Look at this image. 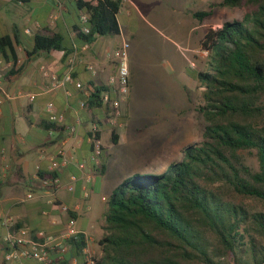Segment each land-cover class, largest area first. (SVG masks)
Returning a JSON list of instances; mask_svg holds the SVG:
<instances>
[{"label":"trees","instance_id":"1","mask_svg":"<svg viewBox=\"0 0 264 264\" xmlns=\"http://www.w3.org/2000/svg\"><path fill=\"white\" fill-rule=\"evenodd\" d=\"M75 2L90 26L85 33L83 24L77 25L78 38L90 42L120 33L123 0ZM220 5L244 7L245 13L204 37L208 59L196 74L204 87L197 108L204 118L202 139L186 145L183 158L166 171L136 172L114 189L105 212L102 255L94 264H264V0H222ZM210 14L201 10L194 16L203 20ZM20 42L15 26L14 38L0 36V56L16 64L15 43ZM52 49H66L63 34H36L27 53ZM105 90L99 86L85 96L84 109L107 112ZM45 127L59 129L51 121ZM111 129L117 144L119 134ZM248 154L256 156L257 168L248 163ZM70 244L72 256L81 259L85 240Z\"/></svg>","mask_w":264,"mask_h":264},{"label":"crops","instance_id":"2","mask_svg":"<svg viewBox=\"0 0 264 264\" xmlns=\"http://www.w3.org/2000/svg\"><path fill=\"white\" fill-rule=\"evenodd\" d=\"M75 1L0 0V36L9 34L14 38V27L17 26L21 40L15 43L18 53L16 64L0 56V264H22L18 260H6L8 246L3 242L7 231L3 221L6 215H10L20 227L30 231L43 229L55 235L63 233L69 217H74L77 227L85 236L83 253H93L95 256L102 253L100 240L105 235L108 198L116 188L103 179L108 173L109 156L112 154L105 136L106 132H110L111 123L106 110L97 109L92 114L81 107V99L85 95L76 82L81 81L93 87L107 85L109 76L118 67L116 50L123 42H130V38L140 33L145 25H149L152 14L149 9L153 8L147 4L152 6L156 0H123L118 13L120 33L96 36L90 42L78 38L75 27L82 26V12L76 7ZM197 1L182 0L183 9L180 16L176 17L182 26L181 30H184L183 43L190 50H195L191 45H196L197 34H202L204 29L193 26L191 20L184 19L183 15L189 12L195 17L194 13L201 11L193 10L192 5ZM167 2L176 5L178 0ZM53 32L65 36L66 49H52L28 56L27 49L34 47L36 34ZM72 58L73 64L70 62ZM184 58L187 62L186 56ZM184 66L179 67L177 74L179 93L182 84L192 89L198 83V68L190 65V73H187ZM130 67L131 84L135 87L137 69L133 63ZM11 71L13 74H10ZM69 71L74 80L63 81L58 87L52 88V74L63 80ZM2 89H6L13 97H5ZM50 102L54 103L55 113L63 116V121L57 122L59 129L45 127L46 121H50ZM151 104L150 101L144 107ZM133 109L129 100L128 126L124 128L118 125L116 128L118 145L139 120V114L136 116ZM93 121L99 122L100 134L105 143L99 166L92 159L91 152L90 128ZM70 125H75V133L69 130ZM63 146L79 161L86 163V173L76 163L61 167L58 169L61 186L53 190L44 185L42 175L49 171L57 150ZM87 175H92L93 179H87ZM62 203L70 207V213L60 209ZM72 253L70 247L66 255L68 259L55 264H68L75 258L78 264H86L85 254L79 259ZM25 262L35 264L32 259Z\"/></svg>","mask_w":264,"mask_h":264},{"label":"rangeland","instance_id":"3","mask_svg":"<svg viewBox=\"0 0 264 264\" xmlns=\"http://www.w3.org/2000/svg\"><path fill=\"white\" fill-rule=\"evenodd\" d=\"M181 1L178 0L176 5H169L167 0H156L152 6L147 4L153 8L149 9L152 13L149 25L130 38L128 59L130 65H135L137 73L135 87L133 85L128 101L122 105L120 122L127 128L129 100L135 115L140 117L119 145L110 140L111 128L117 126L110 124V132L105 133L112 154L109 156L108 173L103 179H107L111 186L117 187L136 172L166 171L172 162L183 158L186 145L202 139L204 118L197 108L204 87H200L199 81L192 89L182 84L179 93L178 69L185 65V71L190 73V65L194 63L192 66L198 71L203 70L208 59V51L203 52L206 50L203 47L206 33L227 20L241 19L245 8L222 6V0H198L192 5L193 10H210L211 14L199 20L189 12L184 13V19H190L193 26L204 29L202 34H197L196 45H191L195 50H190L183 43L184 30L176 19L183 9ZM150 101L152 104L145 108L144 105L148 106ZM247 161L258 167L255 155L248 154ZM101 255L97 253L96 257Z\"/></svg>","mask_w":264,"mask_h":264},{"label":"built area","instance_id":"4","mask_svg":"<svg viewBox=\"0 0 264 264\" xmlns=\"http://www.w3.org/2000/svg\"><path fill=\"white\" fill-rule=\"evenodd\" d=\"M89 16L85 13L81 14V21L83 24L82 31L85 33L90 32V26L88 24ZM130 47V42L125 41L115 52L118 58V67L116 72L109 76L107 82V90L103 91L102 98L103 103L108 105L107 119L111 125L122 126L123 123L120 122L123 116L122 105L128 101L132 84H131V70L128 59V48ZM71 64L74 63V58L70 60ZM192 65H195L192 63ZM90 69L95 71L93 66ZM45 72H47L45 70ZM53 82L52 88L58 87L61 82L71 80L73 81V75L69 71L65 74L63 80H59L58 76L52 74ZM76 85L80 88L85 96H89L95 91L96 87L87 86L81 81H77ZM5 97H13L6 89H2ZM81 107L86 106V100L81 99ZM50 111L49 120L51 122L63 121V116L58 115L54 111V103L50 102L48 104ZM69 130L71 133H75V125H70ZM100 132L99 124L97 121L91 123L90 128V140L92 143V159L97 166L101 165V158L104 153V142L98 133ZM70 163H76L77 166L86 173V163L84 161H79L75 155L69 153L67 149L63 146L57 150L56 157L52 160L49 171L45 174L42 181L45 186L51 187L56 190L61 186V179L58 175V169L67 166ZM87 179H93L92 175H87ZM72 188L73 185H70ZM88 196V193L86 192ZM32 197V194L28 195ZM53 201V200H51ZM60 209L63 212L70 213L71 209L66 204H60ZM3 221L7 227V231L4 234L3 242L8 246L6 253V260H18L22 264H26L25 260L32 259L35 264H55L59 262H64L66 260L67 252L69 251L71 244L70 240H78L83 238L85 240L84 233L77 227L76 220L74 217H69L67 228L60 235H55L48 233L43 229L36 231H30L26 227H20L14 221L10 215L3 217ZM85 247L83 248V251ZM86 255V264H94L96 261V256L93 253H84ZM68 264H78L77 258L72 260Z\"/></svg>","mask_w":264,"mask_h":264}]
</instances>
